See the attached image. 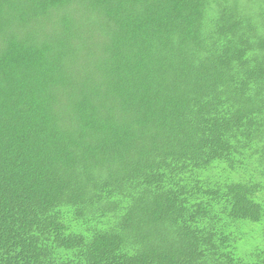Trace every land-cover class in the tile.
I'll return each instance as SVG.
<instances>
[{"label":"trees","instance_id":"obj_1","mask_svg":"<svg viewBox=\"0 0 264 264\" xmlns=\"http://www.w3.org/2000/svg\"><path fill=\"white\" fill-rule=\"evenodd\" d=\"M0 264H264V0H0Z\"/></svg>","mask_w":264,"mask_h":264}]
</instances>
